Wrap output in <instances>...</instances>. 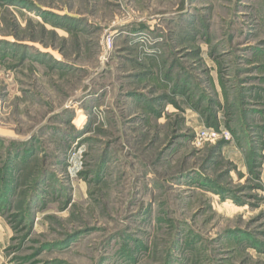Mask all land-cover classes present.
<instances>
[{"label":"rangeland","instance_id":"obj_1","mask_svg":"<svg viewBox=\"0 0 264 264\" xmlns=\"http://www.w3.org/2000/svg\"><path fill=\"white\" fill-rule=\"evenodd\" d=\"M263 193L264 0H0V264H264Z\"/></svg>","mask_w":264,"mask_h":264},{"label":"built area","instance_id":"obj_2","mask_svg":"<svg viewBox=\"0 0 264 264\" xmlns=\"http://www.w3.org/2000/svg\"><path fill=\"white\" fill-rule=\"evenodd\" d=\"M225 136L226 139H230V134L228 132H218V131H203L198 135L199 141H206ZM263 203H264V193H263Z\"/></svg>","mask_w":264,"mask_h":264}]
</instances>
